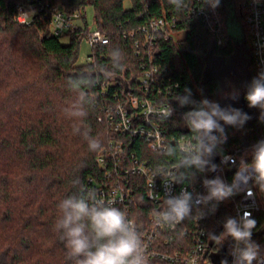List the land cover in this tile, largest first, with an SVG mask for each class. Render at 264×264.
<instances>
[{
	"label": "trees",
	"instance_id": "1",
	"mask_svg": "<svg viewBox=\"0 0 264 264\" xmlns=\"http://www.w3.org/2000/svg\"><path fill=\"white\" fill-rule=\"evenodd\" d=\"M24 1L0 0V264H74L61 233L56 230L58 205L64 198L80 192L98 197L96 183L103 182L104 176L96 162L98 154L112 140L122 139L105 120V109L124 104L129 93L141 98L146 95L138 77L148 51L143 49L139 29L150 18L175 21V27L167 28L174 39L161 36L154 55L177 67L170 77L178 88L168 99L177 112L161 123L169 144L167 152L151 151L146 141L135 137L123 138L124 152L126 156L136 154L155 167L177 163L180 158L178 178L183 184H196L210 171L209 163L203 171L188 165V157L178 149L177 140L183 135L195 137L198 148L196 133L188 127L185 114L203 101L226 109L217 98L219 63L242 53L250 62L252 81L255 77L252 50L235 42L227 29L226 44L218 47L212 34L191 15L188 7L191 0H177L182 4L178 10L169 0H150L148 5L145 0H129L130 9L124 7L127 0H47L64 6L70 13L93 6L94 25L108 36L107 45L92 50V63L79 64L81 43L91 29L87 17L82 23L84 28L65 36L69 42L64 45L61 38L49 34L46 24L37 20L29 26L15 22L17 6ZM238 1L225 0L224 5L229 3L234 9L236 5L235 19L247 36ZM223 15L228 23L226 13ZM126 82L130 90L124 86ZM237 86L232 100L240 106L234 108L250 116L255 108H249L244 98L246 85ZM148 94L155 99L153 90ZM254 116L242 128L221 121L230 141L220 146L231 150L232 144L259 141ZM248 130L253 133L248 134ZM213 134L220 136L218 132ZM90 140L100 141L101 147L90 151ZM214 153L218 158V153ZM244 160H250V155ZM129 180L134 219L144 227L157 207L147 197L144 179L130 176ZM232 210V206L217 207L212 223L217 220L223 229L226 219L232 217ZM255 217V230L259 234L252 241L263 254L264 211L257 212ZM187 241L188 237L178 234L173 248Z\"/></svg>",
	"mask_w": 264,
	"mask_h": 264
},
{
	"label": "built area",
	"instance_id": "2",
	"mask_svg": "<svg viewBox=\"0 0 264 264\" xmlns=\"http://www.w3.org/2000/svg\"><path fill=\"white\" fill-rule=\"evenodd\" d=\"M150 0H145L148 5ZM240 13L244 18L246 37L249 38L254 61V78L264 73V0H239ZM235 5V4H234ZM190 13L195 20L201 22L206 31L216 40L218 47L226 44L228 39L227 21L224 19L222 5L213 6L212 0H191L188 4ZM236 9V5L234 6ZM15 22L19 25L29 26L37 20L49 27V34L53 37L63 38L71 31L84 28L83 20L87 17L84 10L67 12L64 6L55 5L47 0H25L17 6ZM175 27V21L165 18H150L146 24L139 29L143 37L141 44L143 49L148 51L147 60L142 63V74L138 81L143 88V98L135 97L134 94H127L124 104L111 105L105 109V120L113 126L114 132L122 139L112 140L107 148L102 149L96 162L104 172L103 182L96 183V191L99 199L112 203L126 213L129 220L138 231L147 258V264H221L227 260L228 264H234L233 255L236 248L231 237L225 238L220 244H216L209 236H219L224 230L220 223L215 220L214 212L217 207L232 206V217L239 219L245 210L251 212L252 218L256 219L257 212L264 211L258 203V189L253 187L254 198L246 197L245 193H237L222 202H200L199 197L207 195L204 186L205 179H214L219 176L226 183H231L237 171L234 168L249 156L251 144H232L231 150L224 153L235 158V165L229 161L228 165H221V154L218 153L217 165H221L215 172L209 171L202 176L196 184H183L179 181L180 158L178 162L153 166L146 160H140L136 154L126 156L124 152L123 138L135 137L146 141L151 151L167 152L168 140L161 128L162 121L176 115V108L171 101L174 89L178 83L170 77L177 67L168 62L157 59L154 55L161 36L166 40L174 39L167 28ZM91 52L100 45H107L109 38L97 28L86 33ZM133 37L134 34H131ZM139 43H137L138 46ZM92 53L88 56L87 63H92ZM126 89L130 90L129 83H124ZM107 89L105 86L104 90ZM153 90L155 99L149 98V92ZM255 118L258 121L260 140L264 139V122L260 120V110L255 108ZM102 121V117L99 118ZM248 130V134H252ZM227 140L230 136L225 132ZM174 141V140H173ZM178 149L188 158L197 151L195 137L183 135L177 140ZM130 176L139 177L145 180L146 193L149 201L157 207L148 216L147 223L140 227L134 219L132 208V194H130ZM90 182H92L90 180ZM186 191L191 194L189 200L190 214L174 226H160L155 222L156 214L163 211L168 199L180 197ZM217 203V204H216ZM216 205L213 210V205ZM203 213V216L200 214ZM257 225V224H256ZM256 229V228H255ZM253 230L252 238H257L259 232ZM178 234L188 237L185 245L177 244ZM261 255H264L261 254ZM256 264V262H254Z\"/></svg>",
	"mask_w": 264,
	"mask_h": 264
},
{
	"label": "clouds",
	"instance_id": "3",
	"mask_svg": "<svg viewBox=\"0 0 264 264\" xmlns=\"http://www.w3.org/2000/svg\"><path fill=\"white\" fill-rule=\"evenodd\" d=\"M220 0H212L218 6ZM177 10L182 7L177 0H169ZM245 100L249 108L260 110V120L264 122V73L254 78L248 85ZM182 103H192L182 101ZM188 127L196 133L197 151L186 160L203 171L209 163L217 146L227 140L223 124L242 128L251 117L238 108L221 109L215 103L203 101L199 106L185 114ZM214 132L220 133L217 137ZM90 151L101 147L100 141L88 142ZM250 160H241L231 183H226L219 176L205 179L207 195L199 197L197 203L215 201L217 203L237 193H245L254 198L253 187L264 193V139L252 145ZM235 165L234 157L221 153V165ZM221 165L212 164L210 171L215 172ZM191 194L184 191L180 197L168 199L163 211L156 214L155 222L160 226H174L189 218ZM216 205H213L215 210ZM60 217L56 221V230L61 233L74 264H147L142 239L126 213L112 203L99 199L94 193L80 192L60 201ZM203 216V213L200 214ZM257 221L251 212L245 210L239 219L227 218L223 224L224 231L219 236H209L220 244L231 237L236 244L233 255L234 264H264L260 246L252 241L253 230ZM221 264H228L222 260Z\"/></svg>",
	"mask_w": 264,
	"mask_h": 264
},
{
	"label": "rangeland",
	"instance_id": "4",
	"mask_svg": "<svg viewBox=\"0 0 264 264\" xmlns=\"http://www.w3.org/2000/svg\"><path fill=\"white\" fill-rule=\"evenodd\" d=\"M224 1L225 0L222 1L223 13H226L228 19L229 17L233 18V16L235 19L236 18L235 17L236 13L234 12L235 9L231 5H229V3H227V5H224L225 3ZM124 7L125 9H130L131 2L127 0L124 3ZM229 10H231V12L233 13L232 16H230ZM85 12L87 14L86 16H87L88 23L91 27V30H93V28H96V26L94 25L95 11L93 10V6L92 7L88 6L85 9ZM227 27L232 37L238 38L241 44H243V47L247 46L251 48L250 43H249V38L245 36V33H243L242 26L237 19L235 20V22L234 20H230V23H228ZM61 40L64 45L69 42V39L67 37H63L61 38ZM79 54L80 56H79L78 63L79 64L87 63L88 56L91 55V47L87 40H84L81 43ZM218 73L220 76V88H219V94L217 97L219 105L223 108L224 107L234 108L235 106H238V105L240 106V104L232 100V96H233V93L238 88L237 85L242 86L243 84H245L246 89H247L248 85L251 83L250 81V78H251L250 62L247 59L245 60L242 53L240 52L236 53L220 61L219 67H218ZM254 112L255 111L253 110V112L251 113L253 115L251 116L250 114V117L254 116L255 114ZM214 151L220 154L225 152L223 147H221L220 145H218L217 149H215ZM257 198H258V203H260L261 208L264 209V193H261L258 191Z\"/></svg>",
	"mask_w": 264,
	"mask_h": 264
},
{
	"label": "water",
	"instance_id": "5",
	"mask_svg": "<svg viewBox=\"0 0 264 264\" xmlns=\"http://www.w3.org/2000/svg\"><path fill=\"white\" fill-rule=\"evenodd\" d=\"M216 159L217 157L215 156V153L213 152L212 156L208 157V160H209L208 168H210L212 164H215Z\"/></svg>",
	"mask_w": 264,
	"mask_h": 264
},
{
	"label": "crops",
	"instance_id": "6",
	"mask_svg": "<svg viewBox=\"0 0 264 264\" xmlns=\"http://www.w3.org/2000/svg\"><path fill=\"white\" fill-rule=\"evenodd\" d=\"M230 20H234V22H235L236 19L230 17L228 23H230ZM228 23H227V26H228ZM227 31H228V27H227ZM228 33H229V31H228ZM229 34H230V33H229ZM230 35H231V34H230ZM231 37H232V35H231ZM232 38L235 40V42H240V40H239L238 38H234V37H232ZM251 115H252V114H251Z\"/></svg>",
	"mask_w": 264,
	"mask_h": 264
},
{
	"label": "flooded vegetation",
	"instance_id": "7",
	"mask_svg": "<svg viewBox=\"0 0 264 264\" xmlns=\"http://www.w3.org/2000/svg\"><path fill=\"white\" fill-rule=\"evenodd\" d=\"M253 70H254V67H253ZM242 102L244 103V100Z\"/></svg>",
	"mask_w": 264,
	"mask_h": 264
}]
</instances>
